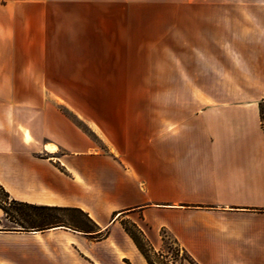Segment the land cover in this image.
<instances>
[{
    "label": "crops",
    "instance_id": "0c3cea01",
    "mask_svg": "<svg viewBox=\"0 0 264 264\" xmlns=\"http://www.w3.org/2000/svg\"><path fill=\"white\" fill-rule=\"evenodd\" d=\"M197 2L0 0V185L95 223L6 230L0 208V264H148L127 224L154 249L165 232L198 264H264V0H228L241 5L240 26L226 16L222 28H198L208 42L171 46L162 77L170 71L176 91L151 90L149 65L130 64L145 89L108 107L43 91L71 75L30 73L42 64L22 53L144 50L147 36L184 33L185 4Z\"/></svg>",
    "mask_w": 264,
    "mask_h": 264
},
{
    "label": "rangeland",
    "instance_id": "374dc122",
    "mask_svg": "<svg viewBox=\"0 0 264 264\" xmlns=\"http://www.w3.org/2000/svg\"><path fill=\"white\" fill-rule=\"evenodd\" d=\"M252 12L254 16L257 15L256 8H245ZM241 10L240 4H231L228 0H200L190 7V4H185V29L181 35L162 36L154 34L150 37L142 39L141 46H145L144 50H48L35 52H22L26 59L34 58L36 61L40 60L42 67L31 68L30 73H41L45 75L64 73L72 77V82H46L38 84L43 91H64L66 90L71 97L73 104L83 103L89 107H96L104 105L106 107L112 106L115 102L114 97L123 94L126 91L143 90L144 84H141L140 78L132 77L130 73V64H147L152 76V83L150 89L153 91L161 90V86L170 91H176L177 83L172 81L171 72L162 77V69L168 71L169 67H162L163 60H171L174 58L175 51L171 50V46L177 42H208V35L202 36L198 28L216 26L222 28L228 21L226 16L233 17L232 21L235 26H240L242 20L240 19ZM258 16V15H257ZM255 21L262 23V19H255ZM231 25V24H229ZM207 33V32H206ZM219 38L220 34L214 35ZM213 36V37H214ZM74 39V38H73ZM103 41H118L116 38L104 36ZM113 39V40H112ZM121 39H124L121 37ZM10 41H17V36H10ZM22 41V40H18ZM59 41V40H58ZM62 41V40H60ZM78 41V40H69ZM128 42V39L121 40ZM37 63V62H36ZM34 70V72H33ZM130 73V74H129ZM140 71L137 68L135 72L139 75ZM26 87L32 90V84H12L10 83V90L16 86ZM37 85V84H36ZM192 84H186L185 90L190 89ZM204 84H202L203 86ZM182 89V88H180ZM155 96V95H154ZM154 101L160 102V98H154ZM76 122L84 129L86 126L81 121ZM43 216L52 220H58L67 226L76 227L80 229H88L92 227L90 221L83 216L78 210L62 208L61 210L42 212ZM127 222V220H124ZM11 226L10 222H7ZM132 233L140 240L138 233L131 226L127 224ZM162 241L157 249H150L146 243H142L143 248L148 252V255L155 264H190L183 260L184 254L179 247L174 244L172 238L160 232ZM157 254H162V257Z\"/></svg>",
    "mask_w": 264,
    "mask_h": 264
},
{
    "label": "trees",
    "instance_id": "16d2710c",
    "mask_svg": "<svg viewBox=\"0 0 264 264\" xmlns=\"http://www.w3.org/2000/svg\"><path fill=\"white\" fill-rule=\"evenodd\" d=\"M0 208L3 211L5 218H7V220L11 224H13L9 226L8 228H6V230H14V231L35 230L37 231V230H43V229L56 227V226H66V227L72 228L77 231L90 232L95 226V223L88 216V214L79 208L49 206V205L32 204L28 202L18 201V200L11 198L8 192L1 185H0ZM62 208L78 210L83 216H85L90 221V223L92 224V227L88 229H80L76 227L67 226L65 224H62L58 220H52L48 217L43 216V214H41L42 212H45V211L61 210ZM131 227L135 229V231L138 233L140 240L146 243V245H148L150 249H153V247L150 245V243L145 238L143 233L136 226L131 225ZM125 230L134 240L137 248L143 254L148 264H155V261L151 259V257L148 255V252L143 248L142 243L140 242V240H138L136 235L132 233L131 229L125 226ZM96 237H99V235H97ZM172 241L174 242V244H176L174 239H172ZM182 252L184 253L182 254L183 260H186L190 264H198L190 254H187L185 251H182ZM157 255H160L162 257V254H157Z\"/></svg>",
    "mask_w": 264,
    "mask_h": 264
},
{
    "label": "built area",
    "instance_id": "2783aa9c",
    "mask_svg": "<svg viewBox=\"0 0 264 264\" xmlns=\"http://www.w3.org/2000/svg\"><path fill=\"white\" fill-rule=\"evenodd\" d=\"M262 128H264V121L262 120Z\"/></svg>",
    "mask_w": 264,
    "mask_h": 264
}]
</instances>
